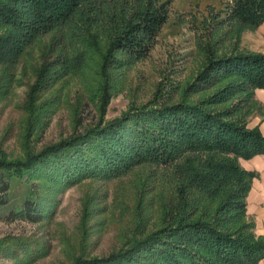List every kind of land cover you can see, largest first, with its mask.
Wrapping results in <instances>:
<instances>
[{
    "label": "trees",
    "instance_id": "16d2710c",
    "mask_svg": "<svg viewBox=\"0 0 264 264\" xmlns=\"http://www.w3.org/2000/svg\"><path fill=\"white\" fill-rule=\"evenodd\" d=\"M102 3L0 0V64L6 76L40 35L76 26L79 20L82 26L77 27L94 44L99 32L92 30L100 27L98 18L106 15L111 20L109 25L102 23L105 38L94 72L97 80L84 86L99 117L36 152L26 151L23 158L3 155L0 191L8 189L12 175L36 180L38 187L44 182L68 186L84 178L115 177L140 164L171 165L174 188L158 203L156 227L148 230L138 224L118 250L104 257L76 256L73 264H258L264 258V236L254 232V222L246 214V195L255 173L243 168L239 159L264 153V136L258 128L247 126L254 90L264 89V53L210 55L186 92L216 86L212 93L197 100H188L186 94L175 102L155 100L105 119L113 95L108 82L111 70L124 65L119 55L140 57L166 16L154 0H141L131 14L121 16L106 14ZM230 19L240 26L258 27L264 21V0H234ZM83 65L80 55L68 58L56 43L44 48L21 105L27 135L59 103L55 96L44 98V94ZM5 86L0 80V94ZM240 95L247 104L240 105V99L227 104ZM83 99L81 95L78 104ZM28 201L32 206L24 205L19 211L38 213L40 203L31 199L25 204Z\"/></svg>",
    "mask_w": 264,
    "mask_h": 264
},
{
    "label": "rangeland",
    "instance_id": "374dc122",
    "mask_svg": "<svg viewBox=\"0 0 264 264\" xmlns=\"http://www.w3.org/2000/svg\"><path fill=\"white\" fill-rule=\"evenodd\" d=\"M101 1L106 14L118 12L121 16L131 14L141 0ZM233 2L154 0L165 21L149 37L140 57L119 55L124 65L111 70L108 82L113 95L105 119L155 100L175 102L185 94L188 100H197L212 93L216 86L200 93L186 92L210 55L264 53V36L257 27L240 26L230 19ZM109 18L99 17V30H92L99 32L98 45L89 41V34L77 27L82 25L76 20V26L40 35L8 77L0 64V80L6 85L0 94V158H23L26 151L36 152L96 121L99 111L88 100L84 86L97 80L94 72L105 38L102 23L109 25ZM52 43L65 49L68 58L80 55L84 65L44 94V98L55 96L59 103L44 117V123L27 135V116L21 105L34 80L33 69L41 62L44 48ZM81 95L84 99L78 104ZM238 99L240 105L247 104L243 95L227 104ZM172 171L171 165L140 164L111 178H84L68 186L44 182L40 187L38 181L26 176H9L8 189L0 191V264H73L76 256L104 257L118 250L138 224L148 230L156 227L158 203L174 188ZM31 199L40 203V211L22 214L19 208H30L32 203L25 204V200Z\"/></svg>",
    "mask_w": 264,
    "mask_h": 264
},
{
    "label": "crops",
    "instance_id": "0c3cea01",
    "mask_svg": "<svg viewBox=\"0 0 264 264\" xmlns=\"http://www.w3.org/2000/svg\"><path fill=\"white\" fill-rule=\"evenodd\" d=\"M257 32L264 36V21L257 27ZM255 110L248 119V127L258 128L264 136V89H255L253 96ZM240 165L255 173L246 195V214L254 222V232L264 236V153L249 159H239ZM258 264H264L262 258Z\"/></svg>",
    "mask_w": 264,
    "mask_h": 264
}]
</instances>
